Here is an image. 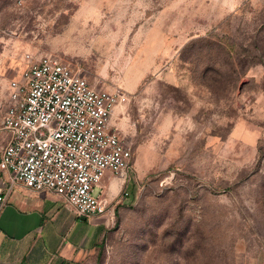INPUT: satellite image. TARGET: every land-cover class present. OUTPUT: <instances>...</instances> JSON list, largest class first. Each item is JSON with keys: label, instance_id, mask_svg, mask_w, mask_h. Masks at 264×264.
Segmentation results:
<instances>
[{"label": "rangeland", "instance_id": "1", "mask_svg": "<svg viewBox=\"0 0 264 264\" xmlns=\"http://www.w3.org/2000/svg\"><path fill=\"white\" fill-rule=\"evenodd\" d=\"M43 55L126 96L96 264H264V0H0L1 97Z\"/></svg>", "mask_w": 264, "mask_h": 264}, {"label": "built area", "instance_id": "2", "mask_svg": "<svg viewBox=\"0 0 264 264\" xmlns=\"http://www.w3.org/2000/svg\"><path fill=\"white\" fill-rule=\"evenodd\" d=\"M9 87L1 121L9 139L0 155L9 182L53 192L80 216L106 213L94 187L106 172L117 175L131 166L130 147L110 125L123 91L92 87L54 55L28 59Z\"/></svg>", "mask_w": 264, "mask_h": 264}, {"label": "crops", "instance_id": "3", "mask_svg": "<svg viewBox=\"0 0 264 264\" xmlns=\"http://www.w3.org/2000/svg\"><path fill=\"white\" fill-rule=\"evenodd\" d=\"M0 94V155L9 139L2 127L4 110L9 103V81ZM3 93V92H2ZM0 264H96L104 219H82L64 198L47 191H35L9 182V173L0 169ZM82 221L97 231L87 241ZM86 256V257H85Z\"/></svg>", "mask_w": 264, "mask_h": 264}, {"label": "water", "instance_id": "4", "mask_svg": "<svg viewBox=\"0 0 264 264\" xmlns=\"http://www.w3.org/2000/svg\"><path fill=\"white\" fill-rule=\"evenodd\" d=\"M81 218H82V219H85L86 217H85V216H82Z\"/></svg>", "mask_w": 264, "mask_h": 264}, {"label": "bare ground", "instance_id": "5", "mask_svg": "<svg viewBox=\"0 0 264 264\" xmlns=\"http://www.w3.org/2000/svg\"><path fill=\"white\" fill-rule=\"evenodd\" d=\"M119 104V103H118ZM111 123V122H110Z\"/></svg>", "mask_w": 264, "mask_h": 264}]
</instances>
